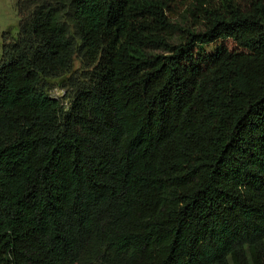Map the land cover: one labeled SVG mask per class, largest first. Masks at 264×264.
Listing matches in <instances>:
<instances>
[{"label": "trees", "instance_id": "16d2710c", "mask_svg": "<svg viewBox=\"0 0 264 264\" xmlns=\"http://www.w3.org/2000/svg\"><path fill=\"white\" fill-rule=\"evenodd\" d=\"M18 10L0 264H264V0Z\"/></svg>", "mask_w": 264, "mask_h": 264}, {"label": "rangeland", "instance_id": "374dc122", "mask_svg": "<svg viewBox=\"0 0 264 264\" xmlns=\"http://www.w3.org/2000/svg\"><path fill=\"white\" fill-rule=\"evenodd\" d=\"M217 3L221 2V0H215ZM18 2L19 0H0V60L3 52V41L4 34L6 32H11L13 36H17L19 31V23H20V14L18 10ZM230 45L233 44L230 43ZM210 49H214L211 46ZM79 65L77 64V68ZM66 94V91L61 87H57L52 92V96L56 98L62 99Z\"/></svg>", "mask_w": 264, "mask_h": 264}]
</instances>
